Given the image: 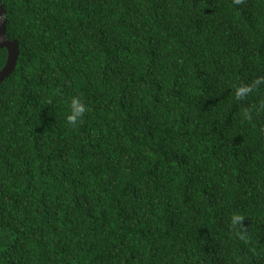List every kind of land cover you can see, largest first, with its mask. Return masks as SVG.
<instances>
[{
	"label": "trees",
	"instance_id": "obj_1",
	"mask_svg": "<svg viewBox=\"0 0 264 264\" xmlns=\"http://www.w3.org/2000/svg\"><path fill=\"white\" fill-rule=\"evenodd\" d=\"M0 1V264H264V0Z\"/></svg>",
	"mask_w": 264,
	"mask_h": 264
},
{
	"label": "water",
	"instance_id": "obj_2",
	"mask_svg": "<svg viewBox=\"0 0 264 264\" xmlns=\"http://www.w3.org/2000/svg\"><path fill=\"white\" fill-rule=\"evenodd\" d=\"M6 10L0 1V49H6L7 59L4 67L0 71V84L8 78L17 65L19 59V44L16 41L9 40L6 36Z\"/></svg>",
	"mask_w": 264,
	"mask_h": 264
},
{
	"label": "clouds",
	"instance_id": "obj_3",
	"mask_svg": "<svg viewBox=\"0 0 264 264\" xmlns=\"http://www.w3.org/2000/svg\"><path fill=\"white\" fill-rule=\"evenodd\" d=\"M246 91H248V89L246 87L238 88L237 92H236L237 97L242 96ZM80 111H81V109L78 108L77 109V115H79ZM75 120H76V116H70V121L75 122Z\"/></svg>",
	"mask_w": 264,
	"mask_h": 264
}]
</instances>
